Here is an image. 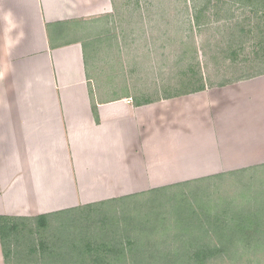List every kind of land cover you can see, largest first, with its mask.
Here are the masks:
<instances>
[{
    "label": "crops",
    "instance_id": "0c3cea01",
    "mask_svg": "<svg viewBox=\"0 0 264 264\" xmlns=\"http://www.w3.org/2000/svg\"><path fill=\"white\" fill-rule=\"evenodd\" d=\"M121 4L0 0L6 224L264 167V70L218 84L193 74L166 97L100 95L122 76L120 58L114 71L101 57L126 42L128 21L120 38L108 28Z\"/></svg>",
    "mask_w": 264,
    "mask_h": 264
},
{
    "label": "rangeland",
    "instance_id": "374dc122",
    "mask_svg": "<svg viewBox=\"0 0 264 264\" xmlns=\"http://www.w3.org/2000/svg\"><path fill=\"white\" fill-rule=\"evenodd\" d=\"M121 5L108 28L120 38L117 24L128 21L126 42L100 54L108 55L114 71L120 58L122 72L115 75L122 76L110 80L116 90H103L102 97L119 95L126 86L136 98L166 97L187 90L193 74L218 84L264 70V0H123ZM86 51L89 56L90 46ZM129 195L39 223H17V234L5 243L11 252L7 264H137L144 255L149 260L151 254L176 251L175 235L191 240L192 226L202 227L194 234L215 241L216 219L264 205V167ZM252 246L232 254L219 251L206 264H264V246Z\"/></svg>",
    "mask_w": 264,
    "mask_h": 264
},
{
    "label": "trees",
    "instance_id": "16d2710c",
    "mask_svg": "<svg viewBox=\"0 0 264 264\" xmlns=\"http://www.w3.org/2000/svg\"><path fill=\"white\" fill-rule=\"evenodd\" d=\"M88 208V207H85ZM240 211V210H238ZM235 216L232 214L228 216L229 218H218L216 219L215 225L211 226L214 235L216 236V240H210L206 238H202V236L198 234H194V232H198V230H202L201 226H192V234L189 236L190 239H182L177 237L176 234L174 237L175 240L173 244L177 242V252L176 251H166L163 254H151L148 256L149 260H147V256L140 257L141 259L136 260L138 264H206L212 261L213 257H215L219 251L224 252L226 254H232L238 250V248H245V246H252L253 249L260 248L264 246V205L259 206V209H252L249 212L244 210L243 213H237ZM184 215L185 213H181ZM238 215V216H237ZM231 216V217H230ZM226 217V212H225ZM45 217H36L35 220L37 223L41 219ZM7 218L0 217V238L3 246L4 260L5 264H7V260L10 256L9 249H7V245L5 244L9 238H13L15 234L18 232V225L11 223L6 224ZM9 222V221H8ZM11 222V221H10ZM185 224V223H184ZM186 225V224H185ZM204 231V229H203ZM195 245V246H194ZM158 247V243L155 245ZM196 247L194 251H186L185 249L188 247ZM42 252H46V249L43 248ZM135 263V262H134Z\"/></svg>",
    "mask_w": 264,
    "mask_h": 264
}]
</instances>
